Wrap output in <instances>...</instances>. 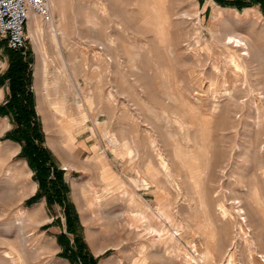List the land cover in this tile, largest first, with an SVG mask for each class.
Instances as JSON below:
<instances>
[{"label": "rangeland", "instance_id": "1", "mask_svg": "<svg viewBox=\"0 0 264 264\" xmlns=\"http://www.w3.org/2000/svg\"><path fill=\"white\" fill-rule=\"evenodd\" d=\"M225 1L49 0L25 48L0 37V76L12 51L28 61L36 143L66 186L63 201L30 200L36 171L14 115L0 114V264H85L77 238L96 264H264V5ZM228 32L254 58L224 44ZM45 84L65 115L40 101ZM10 95L5 80L0 106ZM131 196L146 221L109 218L132 211Z\"/></svg>", "mask_w": 264, "mask_h": 264}, {"label": "trees", "instance_id": "2", "mask_svg": "<svg viewBox=\"0 0 264 264\" xmlns=\"http://www.w3.org/2000/svg\"><path fill=\"white\" fill-rule=\"evenodd\" d=\"M217 1L226 2L225 0ZM228 2L239 8L250 6L251 3L256 2L264 5V0H232ZM11 56L9 68L0 76V85L5 80L9 81L11 95L9 101L0 106V114L11 113L14 115L18 125L11 137L25 143L21 154L29 159L31 166L36 171L40 187L37 194L30 200L35 201L45 195L49 202L63 201L66 196L60 191L66 186L62 181L61 171L54 165V161L52 162L51 153L36 143V141L42 142L43 134L37 119L34 94L30 86L31 69L28 67V61H24L18 52L12 51ZM16 133L19 134L16 135ZM51 173L53 176L50 175ZM50 176L52 177L49 179ZM76 243L79 244V249L78 253H73V258H82L85 264H96V260L84 251V245L79 242L78 238Z\"/></svg>", "mask_w": 264, "mask_h": 264}, {"label": "bare ground", "instance_id": "3", "mask_svg": "<svg viewBox=\"0 0 264 264\" xmlns=\"http://www.w3.org/2000/svg\"><path fill=\"white\" fill-rule=\"evenodd\" d=\"M48 3H49V0H48ZM48 3H47V7L50 5H48ZM51 7V6H50ZM48 10H49V7H48ZM32 13H35V12H30L29 13V18H30V21H31V25H35V26H39V23L37 22V21H35L36 19H35V15H37V13L36 14H34L33 16H31V14ZM49 15H50V13H49ZM41 16V15H40ZM42 17V16H41ZM44 18V17H43ZM40 20V19H39ZM51 26H52V28H51V31H52V35H50V36H52L53 38L54 37H57V31H56V29H55V24H54V22L51 24ZM34 28V27H33ZM38 30V29H37ZM50 31V32H51ZM36 32V31H35ZM36 34H37V32H36ZM58 39V38H57ZM224 44H228V45H232L233 47H236L237 49L235 50L236 52L238 51V50H246V52H244V53H242L243 55H248V56H250V57H253V56H255V55H253L252 56V54L254 53V52H252V54H251V50H252V48L254 47L253 45H252V43H250L249 42V39H248V37L247 36H243V35H240V34H235V33H233V32H228L226 35H225V38H224ZM35 48L37 49V51L40 53V57H39V60H40V66H41V71H42V73L44 74V72H45V70H47V61H46V57H45V55H44V53H43V50H42V42H41V39H39V40H36L35 41ZM257 55V54H256ZM254 58V57H253ZM235 65H236V68H238V69H243V66L241 65V62H239V63H235ZM246 72H248V71H246ZM42 87L44 88V92H43V98L40 100L43 104L44 103H46L47 105L46 106H48L47 108H48V110L49 109H51V110H56V111H58V112H60V113H62L63 115H65L64 113L66 112V109H67V107H66V105H65V103H64V105L63 104H61V103H58L57 102V99H56V96L55 95H53V99H52V94H51V91H50V89H49V86L48 85H42ZM40 91L42 90V88H41V85L39 84V88H38ZM55 89H56V87H55ZM54 94H56V90H54ZM57 104H58V106H57ZM75 105H76V108L78 109V111H79V113H80V116H81V119H83V121H84V123H83V125H81V127L79 126V129H77L78 131H77V135H81V133H82V126H84L85 125V127L87 128V122H88V117H87V115H86V112H85V109L79 104V102H76L75 103ZM40 107V106H39ZM45 109V108H44ZM50 110V111H51ZM46 112V111H45ZM46 122V121H45ZM78 122H80V118H76L75 119V123H78ZM47 123V122H46ZM45 123V124H46ZM4 124V123H3ZM2 126V125H1ZM84 127V128H85ZM3 129H4V127H3ZM2 129V130H3ZM70 140H72L73 141V138H71ZM69 140V141H70ZM68 141V142H69ZM71 143V142H70ZM55 146V145H54ZM124 148L126 149V151L128 152V154L131 152V148L129 147V145H127L126 143H124ZM178 150V149H177ZM119 155H120V153H119ZM123 155V154H122ZM4 156L6 157V152H5V154H4ZM100 156V155H99ZM178 156V155H177ZM163 158V157H162ZM98 160V162H100V163H103L104 162V159L102 158V157H100V158H98L97 159ZM185 161H183V163H184ZM105 163V162H104ZM102 166H103V164H101ZM167 167H168V163H167V161L166 160H163L162 161V168L164 169V170H166L167 169ZM167 179H168V177H166ZM130 200H131V207H132V211H127V212H130V213H127V212H124V213H122V214H117V215H113L112 217H109V218H111V219H113V218H117L118 220H121V221H124V220H126L127 218L128 219H130V220H132V221H134V222H137V221H139V220H142V221H146V215H144V211H145V209H144V205H142L141 207H142V209H140L139 208V205H137V199L134 197V196H131V198H130ZM137 205V208H135L134 206H136ZM137 211V212H134V211ZM141 222V221H140ZM146 230H148L149 232H156V233H158L159 234V236L160 237H162V234L160 233V229H157L156 227L154 228V227H151L150 225H147L146 224ZM172 239H175V236H172ZM146 260L147 259H144L143 261H141L139 264H147V262H146ZM194 262V261H196L197 262V260L192 256V257H190V259H189V262ZM139 262V261H138Z\"/></svg>", "mask_w": 264, "mask_h": 264}, {"label": "built area", "instance_id": "4", "mask_svg": "<svg viewBox=\"0 0 264 264\" xmlns=\"http://www.w3.org/2000/svg\"><path fill=\"white\" fill-rule=\"evenodd\" d=\"M47 3L48 0H0V37L10 49L26 47L30 12L50 19Z\"/></svg>", "mask_w": 264, "mask_h": 264}]
</instances>
